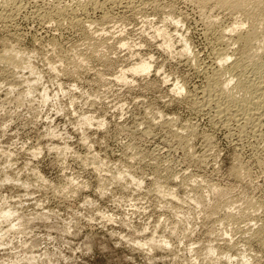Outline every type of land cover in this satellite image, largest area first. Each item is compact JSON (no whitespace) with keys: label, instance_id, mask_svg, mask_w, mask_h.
<instances>
[{"label":"clouds","instance_id":"1","mask_svg":"<svg viewBox=\"0 0 264 264\" xmlns=\"http://www.w3.org/2000/svg\"><path fill=\"white\" fill-rule=\"evenodd\" d=\"M0 264H264V0H0Z\"/></svg>","mask_w":264,"mask_h":264},{"label":"rangeland","instance_id":"2","mask_svg":"<svg viewBox=\"0 0 264 264\" xmlns=\"http://www.w3.org/2000/svg\"><path fill=\"white\" fill-rule=\"evenodd\" d=\"M212 45L209 42V52L211 51ZM204 73V79L199 81V88H197L196 81L199 79L198 74L195 70H192L188 79L192 83V87L190 89V94L187 99L183 102L184 103V115L186 117H190L191 119L195 120L203 116L202 106L199 101V97L201 95V90L206 85V75ZM196 97V98H195ZM198 99V100H197ZM201 101V100H200ZM200 106V107H199ZM179 141L173 142V148L179 152Z\"/></svg>","mask_w":264,"mask_h":264},{"label":"bare ground","instance_id":"3","mask_svg":"<svg viewBox=\"0 0 264 264\" xmlns=\"http://www.w3.org/2000/svg\"><path fill=\"white\" fill-rule=\"evenodd\" d=\"M207 75V74H206ZM210 82H211V77L210 76H206V85L203 87V89L201 90V95L199 96V97H197V98H199V101L198 102H200L201 103V101L200 100H202V98H203V94H204V91H205V89L206 88H210ZM196 98V97H195ZM198 100V99H197ZM209 102H211V97H209ZM200 107V106H199Z\"/></svg>","mask_w":264,"mask_h":264}]
</instances>
